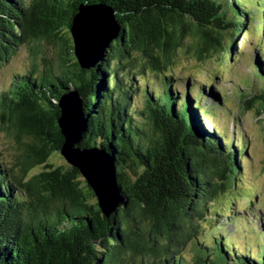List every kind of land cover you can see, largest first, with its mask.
Masks as SVG:
<instances>
[{"label": "trees", "instance_id": "1", "mask_svg": "<svg viewBox=\"0 0 264 264\" xmlns=\"http://www.w3.org/2000/svg\"><path fill=\"white\" fill-rule=\"evenodd\" d=\"M82 2L112 7L122 26L90 69L70 35ZM257 15L264 27V0H0V68L22 46L33 59L0 93V130L15 156L8 166L0 150V264H264L226 237L199 239L211 231L208 217L222 214L212 205L234 188L247 144L210 129L204 87L179 90L165 73L183 52L203 61L228 45L233 53ZM261 56L253 73L264 84ZM147 70L164 75L159 90L146 89ZM72 90L87 118L81 146L114 158L126 201L109 216L76 167L50 161L65 140L58 100ZM256 97L264 113V89Z\"/></svg>", "mask_w": 264, "mask_h": 264}, {"label": "rangeland", "instance_id": "2", "mask_svg": "<svg viewBox=\"0 0 264 264\" xmlns=\"http://www.w3.org/2000/svg\"><path fill=\"white\" fill-rule=\"evenodd\" d=\"M262 24V19L257 15L249 30L246 25L235 39L237 50L233 53L228 50V45L223 53L203 61L194 58L189 52H183L181 60L172 72L165 73L173 76L172 86L179 90L190 89L195 83L204 87L208 95L202 103L209 105L210 113H213V116L207 117L210 129L215 126L223 129L222 132L228 138L244 137L247 144L234 188L224 192L216 204L212 205L213 208L220 209L222 214L216 213L212 218L208 217L211 219V231L199 235V239L226 237L227 243H231V248L235 249L236 246V250L242 254L249 251L255 257L260 259L262 257L263 261L264 227L261 228L259 216L264 217V113L258 112L261 107L260 99L256 96L264 89V84L253 73L257 56L264 49ZM227 35L229 39V34ZM45 47L47 48V45ZM49 47L47 49L50 50ZM261 59L264 63V56H261ZM32 62L29 47L22 46L12 60L0 68V93L9 86L15 74L25 73ZM146 72L142 77L147 83L146 89L150 92L159 90L164 82V75L157 76L152 70ZM138 84L140 85L139 81ZM217 86H221L229 95V104L226 107H220L218 104L217 96L220 97L221 92ZM132 95L138 106H141L145 93L139 91L137 95L135 93ZM0 150L4 153L8 166L13 165L14 149L11 147L10 139L1 130ZM50 161L55 165L66 163L65 158L59 153L54 154ZM232 199L231 205L225 204ZM224 201L225 203L221 204ZM202 225L205 227L208 222H203ZM186 249L184 253L192 256L191 245Z\"/></svg>", "mask_w": 264, "mask_h": 264}, {"label": "water", "instance_id": "3", "mask_svg": "<svg viewBox=\"0 0 264 264\" xmlns=\"http://www.w3.org/2000/svg\"><path fill=\"white\" fill-rule=\"evenodd\" d=\"M121 28L112 7L82 2L70 27L73 53L80 67H95L120 35ZM58 104L61 109L58 124L65 138L60 153L79 170L93 190L102 212L109 216L126 201L117 181L114 158L104 148L81 146L87 133V118L78 91L64 93Z\"/></svg>", "mask_w": 264, "mask_h": 264}]
</instances>
